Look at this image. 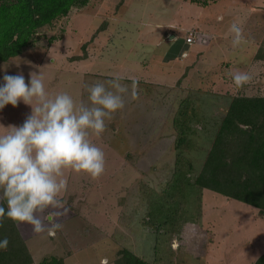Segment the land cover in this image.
Returning <instances> with one entry per match:
<instances>
[{"label":"rangeland","instance_id":"obj_1","mask_svg":"<svg viewBox=\"0 0 264 264\" xmlns=\"http://www.w3.org/2000/svg\"><path fill=\"white\" fill-rule=\"evenodd\" d=\"M233 22L241 26L245 37L236 48L229 32ZM190 33L194 34L195 42L188 44L185 40ZM52 36L55 39L50 41ZM180 46L188 56L172 63L174 53H166L179 50ZM140 55L145 57L140 58L147 69L134 79L135 98L132 81H122L129 86L123 109L106 121L101 136L93 137V142L105 153V171L96 179L70 171L77 186H81V178L85 188L92 186L86 197V189H80L81 197L99 200L105 195L110 202L120 205L122 191L132 190L142 182L143 198L132 223L133 233H139L138 239L132 238L133 249L142 251L143 256H155L165 264H206L209 258H196L183 248L175 252L171 248L172 238L181 235L188 221H193L208 230L212 226L209 249L215 251V262L221 259L224 264L252 263L264 252V216L248 203L210 189L200 190L189 184L186 177L196 176L201 168L216 122L226 111L231 97L264 94L261 80L264 78V0H219L207 6L189 0H89L86 6L75 7L53 25L43 27L37 40L18 57L0 61V82L5 72L13 75L22 72L26 82L31 72H41L50 95L67 92L77 103H88L87 86L106 81L111 78L109 73L129 75L123 70L142 65L138 61ZM238 71L249 72L253 77L241 88L235 86L229 75ZM226 90L232 94H225ZM180 102H191L193 113L201 117L193 120L198 132L194 130L193 144L185 152L193 162L190 176H186L189 164L178 158L182 154L164 158L173 152L176 134L170 137L168 128L159 122L163 118L173 120ZM30 112L31 106L23 102L16 107L8 104L0 110V124L20 125ZM176 163H180L178 170ZM67 174L66 171V179ZM183 176L186 182L181 181ZM78 193H72L69 198L80 197ZM125 196L129 198L130 194L126 192ZM118 210L115 206V219L121 214ZM126 210L124 216L134 215L131 206ZM105 211L103 207L102 212ZM99 212H94L92 220L67 221L70 227L74 223L71 234L76 239L63 237L73 251L67 264H104V258L108 264L113 260L115 264L118 251L128 239L123 242L120 238L100 236L92 241L86 229L97 214L100 216ZM68 215L70 212L65 217ZM125 218L117 220L120 230L131 224L126 225ZM80 225L84 227L79 231ZM198 225H193L195 231L200 229ZM200 238L196 235L190 239L193 253H199L202 247ZM63 239L51 237L46 226L25 243L32 249L40 247L39 252L34 251L39 261L45 254L59 253L55 248H63Z\"/></svg>","mask_w":264,"mask_h":264},{"label":"clouds","instance_id":"obj_2","mask_svg":"<svg viewBox=\"0 0 264 264\" xmlns=\"http://www.w3.org/2000/svg\"><path fill=\"white\" fill-rule=\"evenodd\" d=\"M229 32L232 46L239 47L245 40L241 26L233 22ZM229 75L237 88L253 78L249 72ZM124 80L132 81L135 98L137 81L115 73L106 81L87 86L88 103H77L67 92L50 95L41 72H31L27 82L22 72H5L0 82V110L23 102L31 106V112L20 125L0 124V128L9 129L0 131V199L7 205L0 204V222L4 218L28 222L37 233L47 226L49 235L56 234L61 228L58 218L68 211L63 199L66 171L92 179L105 171V153L93 137L101 136L106 121L123 109L124 96L129 91ZM8 244L7 237L0 239V249H6Z\"/></svg>","mask_w":264,"mask_h":264},{"label":"trees","instance_id":"obj_3","mask_svg":"<svg viewBox=\"0 0 264 264\" xmlns=\"http://www.w3.org/2000/svg\"><path fill=\"white\" fill-rule=\"evenodd\" d=\"M189 1L207 6L219 0ZM88 3L89 0H0V61L18 57L24 48L37 40L43 27L53 25L73 8ZM54 39L52 36L50 41ZM190 104L181 103L174 118L177 156L182 154L179 160L189 164L186 176L193 175V162L185 153L193 144L192 134L198 132L193 120L201 119L193 113L195 110ZM216 124L201 168L196 176L186 177L189 184L248 203L264 214V94L232 96ZM179 166L180 163H176V170ZM186 178L183 176L181 181L186 182ZM0 204L7 207L5 202ZM4 237L8 238L9 244L6 249H0V264L32 262L19 229L8 218L0 222V239ZM40 264L64 263L62 259L50 257ZM115 264L155 263L137 255L125 244L118 251ZM254 264H264V254Z\"/></svg>","mask_w":264,"mask_h":264},{"label":"crops","instance_id":"obj_4","mask_svg":"<svg viewBox=\"0 0 264 264\" xmlns=\"http://www.w3.org/2000/svg\"><path fill=\"white\" fill-rule=\"evenodd\" d=\"M152 31H154V30L152 29L151 32ZM194 42H195V40H194ZM118 53H119V51L117 52V54ZM172 53H174L173 55H175L174 60L171 61L172 63H175V62L177 63L179 57L186 58L188 56V53L185 52L183 49H181V46H180L179 50H174L173 51V49H172V50L168 51L166 54L169 55V54H172ZM140 57L142 59H145V57H143L141 55L139 56V60L138 61H141L140 64L142 63V65H139V64H137V62H135L137 64V65L134 64V65H136V67L131 66V68H128V67L125 68L123 71L124 72H128V74H129V75H126V76H131L132 79H137V77H139L144 72V69H147V68L143 67L144 63H143V61H142V59ZM145 62H146V60H145ZM166 62H169V61H166ZM171 62H169V64ZM251 63H253V62H251ZM97 73H99V72H97ZM108 75L111 76L112 74L109 73ZM261 80L264 82V78L261 79ZM225 94L231 95L232 93H231V91L226 90ZM131 100H132V98L130 99V101ZM181 103L182 102H180V104ZM175 114H174V118L176 116ZM174 118H173V120L172 119L167 120V118H163V119H161L159 121L160 124L164 123L163 124L164 127L168 128L167 133L170 134V137H172V136H174V134H176ZM170 121H171V124H170ZM166 122L169 123V124H166ZM174 139H175V136H174L173 140ZM176 156H177V152H176V149L174 147L173 152H170V154L165 155L164 158L171 159V157H175L176 158ZM172 168H173V171H174L175 170V166L172 167ZM67 172H68V174H67V191L65 192L63 199L65 201V205L64 206H65V208L68 209L67 212H70V215H68L66 217L64 215V216L58 218L60 220V222H61V228L56 231V234L54 236L50 235L51 237H53V238L54 237H59L61 239H63V237H66L68 239H70V238L75 239V236H73L71 234L72 233L71 229H74L75 225H74V223H72V226L70 227L68 225L67 221L68 220L69 221L76 220L77 218H80L82 220H83V218H85V219L87 218L89 220H92L91 216L94 215V212L96 211V213H97V211H100L99 212L100 216H98V214H97V216H95V220H93L94 222H92V225L90 226V228L87 227V229H86V232H87L89 238L92 239V241H94V240L96 241V237L99 238L100 236L101 237H105V239H111V240L120 238V240L122 239L123 242H124L125 239H128L126 241V243H125L126 247H128L129 249L134 251L137 255L143 257L144 259H146L148 261H152L155 264H165V262H163V260L157 261L155 256H151V255H148L150 257L143 256L144 254L142 253V251H136L135 249H133V247H131V246H133V239L132 238L135 237V238L138 239V234L139 233L138 232L137 233H133V230L135 228L132 227V223H134V220H135L134 217L137 214V208H138V206H140L139 204L142 202L141 200L143 198L144 190H142L141 188H142V186L144 187V185H143L144 183L139 182L138 185L135 186V188L132 189V190L130 188L123 190L122 191V196H121V202H119L120 203V205H119L118 203H116V204L113 203V201L110 202L108 200V197L105 196V195H103V198L99 199V200L82 198L81 197V190H83L86 187V184L82 183L83 180L81 178L79 180L81 186L80 187L77 186V183L74 182V179H73V176H72V173L70 172V170L67 171ZM84 176H85V174L82 175V177H84ZM86 177H88V176L86 175ZM79 182H78V184H79ZM91 187L92 186H89V187L85 188L86 189L85 197L89 194ZM204 189H207V188H204ZM125 191L127 192V195L130 194L129 198H126V196H125L126 192ZM77 192H80V193H78V194H80V197H75V198L71 197V198H69V196L72 193H77ZM73 195H75V194H73ZM2 202L3 201H1V203ZM98 203H101L100 208L98 207ZM115 206L120 208V210H118V211H120L121 214H120V216H118V218L121 219V217L122 218L126 217L125 218V221H127L126 225H129L131 223L129 226L121 228V230L119 229V227L117 225L118 218L115 219L114 216H113L114 207ZM130 206L133 208L134 215L133 216H130V215L124 216L123 212L126 209L128 210L130 208ZM103 207L106 208L105 213L102 212V208ZM258 213H259V215L264 216V214H261L259 210H258ZM193 225H198V224L197 223H193V221H188V223L186 224V228L180 233L181 235H177L176 237L174 236L172 238V241H171L172 251H174V252L175 251H179L181 248H183L182 250L184 252L192 255L193 257L198 256L196 258H206V259L209 258V260H207L206 264H211V261H213V264H220V263L224 264V262L221 259H220V261H216L215 262V256H214L215 251H211L209 249V241H211L210 239H212V237H211V234H212L211 228H212V226H210V228L208 230L203 225H198L200 229L198 231H195ZM17 226H18L20 234L22 235V238L24 239V241L26 243H27V239L28 238L36 237L38 235L37 232L33 231V226L30 223H28V222H17ZM82 227H84V226L80 225V226L77 227V229L80 231V230L83 229ZM138 229H139V227H138ZM194 232H195V235H194ZM69 233L71 235H69ZM196 235L201 237L200 239H201L202 247L199 250V253H197V252L193 253V247H191L192 245H190L191 244L190 243L191 242L190 239L192 240V238L194 236H196ZM178 238H181L180 239L181 241ZM78 242H82V241H78ZM27 247H28V249H29V251L31 253L32 259H33L30 264H40L44 259L50 258V257H57L59 259H62L63 263L67 264V258L69 256H71V253L73 252L72 249H70L67 246V243H65V241L63 239V248L62 247H58V246L55 248V250L57 252H59V253H51V254H48V255L45 254L44 256L40 257L41 259L39 261H37L34 251L36 250L37 252H39L37 249H39L40 247L39 248L37 247V249H32V247H30L28 244H27ZM139 253L142 254V255H140ZM262 254H264V252ZM262 254H259V256H261ZM259 256L256 257V259L250 264H254L256 262V260L259 258ZM102 262L104 264H108L109 263V262H107L106 258H104ZM113 262H114V260H113ZM113 262L111 261L112 264H114ZM188 264H189V262H188Z\"/></svg>","mask_w":264,"mask_h":264},{"label":"built area","instance_id":"obj_5","mask_svg":"<svg viewBox=\"0 0 264 264\" xmlns=\"http://www.w3.org/2000/svg\"><path fill=\"white\" fill-rule=\"evenodd\" d=\"M195 40V37H194V34L193 33H190L187 37H186V42L191 44L193 43Z\"/></svg>","mask_w":264,"mask_h":264}]
</instances>
